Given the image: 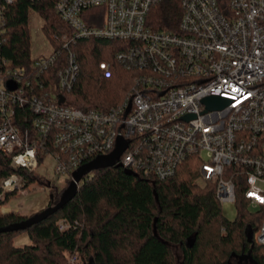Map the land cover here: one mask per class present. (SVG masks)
I'll use <instances>...</instances> for the list:
<instances>
[{
    "label": "built area",
    "instance_id": "built-area-1",
    "mask_svg": "<svg viewBox=\"0 0 264 264\" xmlns=\"http://www.w3.org/2000/svg\"><path fill=\"white\" fill-rule=\"evenodd\" d=\"M162 1L58 0V16L69 27L55 35L61 48L53 45L50 55L33 59L31 73L0 54V150L31 173L52 158L53 172L72 180L74 170L113 152L122 136L128 146L118 163L124 168L163 180L196 155L202 159L198 182H213L220 203H235L241 180L249 209L260 211L264 0H177V26L154 28L150 15ZM92 38L116 42L114 60L133 74L124 100L107 109L85 110L65 96L80 72L73 46ZM100 69L112 77L113 62H100ZM212 95L225 105L208 109L203 99ZM18 107L32 114L25 129ZM24 185L23 175L11 174L0 182V198ZM255 234L264 245V220Z\"/></svg>",
    "mask_w": 264,
    "mask_h": 264
},
{
    "label": "trees",
    "instance_id": "trees-1",
    "mask_svg": "<svg viewBox=\"0 0 264 264\" xmlns=\"http://www.w3.org/2000/svg\"><path fill=\"white\" fill-rule=\"evenodd\" d=\"M57 1L0 0V54L14 67L32 72V9L44 18L43 28L52 45L61 48L55 35L69 27L58 16ZM180 11L177 0H164L152 9L150 24L154 28H174ZM116 46V42L93 38L73 46L80 72L73 88L65 92L68 103L100 110L124 100L133 74L114 60ZM102 61L113 62L112 77L106 78L100 71ZM58 67H52L48 74ZM16 117L25 129L32 114L18 107ZM201 163L200 157L189 156L173 176L163 180L123 166L88 173L76 197L61 210L26 230L0 233V264H67V253L78 251L89 256V264H175L176 245L182 251L179 264H237L232 258L245 255H250L255 264H264V245L255 239L264 209L250 211L243 193L246 185L240 180L234 203L237 214L229 219L215 184L197 182ZM15 173L25 177V189L35 181L50 183L39 172L14 166L12 154L0 150V182ZM17 192L7 191L0 198V227L28 218L14 210H2ZM62 221L64 229L60 228ZM249 229L254 231L252 239ZM22 233L30 242L15 244Z\"/></svg>",
    "mask_w": 264,
    "mask_h": 264
},
{
    "label": "rangeland",
    "instance_id": "rangeland-1",
    "mask_svg": "<svg viewBox=\"0 0 264 264\" xmlns=\"http://www.w3.org/2000/svg\"><path fill=\"white\" fill-rule=\"evenodd\" d=\"M44 18L34 9L29 14V30L31 40V50L34 59L38 57L48 56L52 53L54 47L44 31ZM53 159L46 157L45 161L39 168V173L50 181L48 184H40L35 181L29 185L28 188L18 190L17 194L12 195L7 203L2 206V210L16 211L32 217L34 214H38L48 208L51 204L55 205L59 201L62 192L68 187L71 177L68 174L56 175L52 170ZM93 172V171H92ZM198 182V179H197ZM203 183V182H202ZM4 195L1 196L3 198ZM224 214L232 219L237 214V206L234 203H221ZM251 212H257L258 209L250 208ZM30 240L27 234L22 233L16 240L15 244L21 245L23 243H29ZM174 262L179 264L182 258V251L179 246L176 245L173 248ZM67 264H89V256L84 252H76L74 254L67 253ZM233 263L237 264H255L251 261L250 255L243 257L232 258Z\"/></svg>",
    "mask_w": 264,
    "mask_h": 264
},
{
    "label": "water",
    "instance_id": "water-1",
    "mask_svg": "<svg viewBox=\"0 0 264 264\" xmlns=\"http://www.w3.org/2000/svg\"><path fill=\"white\" fill-rule=\"evenodd\" d=\"M9 87L10 89L15 88V86H13L11 83H9ZM64 101H65V97L60 96L59 102L62 103ZM203 103H205L208 106V109H220L225 105L222 101V98L213 95L204 98ZM190 116L192 117V115H189L188 117ZM117 141H118L117 147L113 152L107 155H102V156L99 155L95 157L93 160L80 166L77 170H74L73 179L70 181L68 187L63 191L59 201L55 205L46 208L45 210H43L38 214H34L32 217L23 219L20 222H15L0 227V233H6V231L18 232L20 230H26L31 226H33L34 223H38L47 219L50 215L61 210L76 197L80 188L79 184L82 182L83 178L86 175H88V173L90 174L92 171L100 168H105L110 166H116V167L122 166L121 164L118 163V160L121 157V154H123L124 151L127 149L128 142L125 141V139L122 136H119ZM253 233L254 231L252 229L248 230L250 239H252L254 235Z\"/></svg>",
    "mask_w": 264,
    "mask_h": 264
},
{
    "label": "crops",
    "instance_id": "crops-1",
    "mask_svg": "<svg viewBox=\"0 0 264 264\" xmlns=\"http://www.w3.org/2000/svg\"><path fill=\"white\" fill-rule=\"evenodd\" d=\"M7 209H9V210H5V211H10V210H11V209H10V208H8V207H7Z\"/></svg>",
    "mask_w": 264,
    "mask_h": 264
},
{
    "label": "flooded vegetation",
    "instance_id": "flooded-vegetation-1",
    "mask_svg": "<svg viewBox=\"0 0 264 264\" xmlns=\"http://www.w3.org/2000/svg\"><path fill=\"white\" fill-rule=\"evenodd\" d=\"M244 258V257H243Z\"/></svg>",
    "mask_w": 264,
    "mask_h": 264
}]
</instances>
